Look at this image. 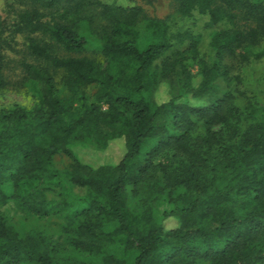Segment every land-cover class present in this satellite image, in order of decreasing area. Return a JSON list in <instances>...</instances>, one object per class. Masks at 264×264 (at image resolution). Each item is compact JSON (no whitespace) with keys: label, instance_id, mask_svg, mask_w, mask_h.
<instances>
[{"label":"trees","instance_id":"obj_1","mask_svg":"<svg viewBox=\"0 0 264 264\" xmlns=\"http://www.w3.org/2000/svg\"><path fill=\"white\" fill-rule=\"evenodd\" d=\"M172 1L179 18L197 12L206 28L228 25L211 35L196 86L184 62L197 57L198 39L170 32L171 16L101 0H6L15 22L0 16V91L28 85L36 102L0 110V206L59 214L75 255L61 258L47 234L20 232L0 212V264H264V107L247 103L239 133L231 122L241 93L219 87L232 79L228 61L264 57L255 50L264 1ZM79 24L98 39L101 61L67 55L87 45ZM173 41L189 46L172 50ZM111 141L124 148L115 163L89 166L70 151ZM162 154L169 164L156 162Z\"/></svg>","mask_w":264,"mask_h":264},{"label":"rangeland","instance_id":"obj_2","mask_svg":"<svg viewBox=\"0 0 264 264\" xmlns=\"http://www.w3.org/2000/svg\"><path fill=\"white\" fill-rule=\"evenodd\" d=\"M105 3H114L124 6L136 5L140 6L147 15L154 16L157 18H167L171 16L172 18L168 20L169 31L170 32H183L189 31L193 36L198 39L197 51L198 55L195 59H188L184 62L188 72L190 82L196 86L200 82L201 78V60H207L209 57H213V52L209 50V41L211 35L219 30L228 28L226 23L217 24L211 28H206L205 24L208 22L207 15H200L197 12H193L188 18H179L175 15L174 4L172 0H156L152 4H148L145 0H101ZM252 2H260L264 0H251ZM18 4H15V8ZM0 16L5 20L7 25H12L15 22V9L11 11L6 6V0H0ZM78 33L85 37L87 40V45L85 49L81 52L68 53L70 56H85L88 58H93L98 61L102 60L101 48L98 39L91 35L84 24H79ZM23 38V37H22ZM21 37H16L13 47L18 51V55L23 53L24 40ZM172 50L183 51L189 46V41H184L182 43L172 42ZM256 51L264 50V37L261 39L258 46L255 48ZM66 54V53H65ZM231 66L230 76H232L231 81L226 84L223 81L219 82V87L221 89H229L233 93L240 92L241 96H238L235 104L238 107L239 116L233 120L232 124H237L239 127V133H241L247 126L249 120L247 103L250 102L254 108L264 107V57L259 60H254L250 58L248 62L238 63L237 59L233 61H228ZM13 62L9 63V68L7 70V75L11 81L17 80V75L13 68ZM237 77L238 79H235ZM15 88V89H14ZM61 88V85H59ZM36 102V97L33 89L28 86H15L13 83L10 84L8 89L0 91V110L12 109L14 106L25 108L30 110L33 104ZM94 102V98L90 97L87 92V103ZM100 106L104 108V105ZM261 112L258 111L256 116H260ZM223 131V137L227 134L226 128L214 127L213 130ZM70 151L73 155L83 164L96 167L103 163H115L119 160L124 152V148L120 141H111L106 149L97 150L89 143H77L70 147ZM156 162H162L163 164H169L168 157L160 155L156 158ZM56 166L59 168L63 165L60 158L55 160ZM6 192H9V188H5ZM72 192L76 196H83L85 190L81 188H72ZM48 199H56V193H46ZM166 204L159 206V211L161 212L164 208H167ZM0 212H3L7 217L10 224L14 225L16 230L20 232H29L33 235L47 234L48 238L54 241L59 246V256L67 257L68 259L73 258L75 253L70 250L66 243L65 233L62 230V226L65 221L62 216L57 213L49 214L47 216L38 217L27 210L19 209L16 204L12 201H8L6 204L0 206ZM161 214V213H160ZM172 222L168 221L167 226L170 227ZM110 251L116 252L121 255V251L113 247ZM78 258L86 259V261L92 262L87 255L75 256ZM131 260V259H130Z\"/></svg>","mask_w":264,"mask_h":264}]
</instances>
